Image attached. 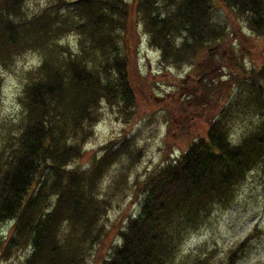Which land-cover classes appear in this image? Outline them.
I'll use <instances>...</instances> for the list:
<instances>
[{"label":"trees","instance_id":"trees-1","mask_svg":"<svg viewBox=\"0 0 264 264\" xmlns=\"http://www.w3.org/2000/svg\"><path fill=\"white\" fill-rule=\"evenodd\" d=\"M217 1L48 0L28 13L25 0H0V69L26 50L41 55L18 96V130L0 142V229L6 225V233L0 230V260L18 250L26 251L22 264H86L106 234L111 208L113 191L100 193V183L115 161L123 157L129 168L141 150L123 136L104 142L89 165L71 163L92 136L102 100L125 112L136 100L134 28L143 30L160 65H190L199 77L215 69L219 76L226 63L209 49L226 34L218 4L264 39V0ZM68 32L76 34L75 49L59 40ZM201 51L209 58L198 65L194 59ZM228 63L236 72L218 84L224 93L231 83L233 92L226 93L202 135L145 175L137 212L127 214L118 242L110 243L98 264H179L182 240L214 208L232 202L249 171L264 174V59L249 68ZM213 79H203L195 106L210 100ZM246 111L254 119L231 139V120ZM253 234L233 243L222 261L196 253L188 264H235Z\"/></svg>","mask_w":264,"mask_h":264},{"label":"rangeland","instance_id":"rangeland-1","mask_svg":"<svg viewBox=\"0 0 264 264\" xmlns=\"http://www.w3.org/2000/svg\"><path fill=\"white\" fill-rule=\"evenodd\" d=\"M46 1L25 0V9L28 13L34 12ZM216 11L226 26V34L218 45L209 48L210 55L226 63L221 69L223 74L219 76L215 75V69L199 77L196 68L190 65L183 64L180 68L160 65L157 50L147 44L143 30L139 25L134 28V41L130 44L136 100L126 112L121 111L115 103L110 105L102 100L98 119L92 126V136L83 142L80 158L73 159L71 163L81 168L89 165L93 154L98 156L101 153L98 148L104 142L123 136L132 138L133 147L141 150L129 168L122 165L125 158L115 161L100 183V193L113 191L111 208H108L104 222L106 234L93 246L86 264H98L100 258L111 249L110 243L118 242L117 229L122 226L127 214H135L140 206L143 196L140 194V183L145 175L155 166L163 164L166 155L175 156L185 149L188 142L206 131L207 120L220 110L227 99L226 93L233 92L231 83L226 85L224 93L218 84L229 78V72H236L237 66L228 62L236 60L249 68L263 61L264 39L251 33L221 3ZM59 40L72 49L77 45L75 33L68 32ZM40 56L38 51L26 50L22 54H15V58L0 69V142L8 137L9 132L18 130L22 119L18 96L29 73L35 71ZM195 58L194 62L199 65L209 55L201 51ZM208 77L214 78L216 87L210 94V100L201 107L195 106L197 92L202 90V81ZM152 97L160 100L157 102ZM253 119L249 111L235 116L230 123L231 139L237 140L239 133L246 130L247 123ZM119 173L122 180L118 177ZM116 177L118 182L114 183ZM236 190L229 205L214 208L205 224L182 240L177 257L179 264H188L196 253L206 254L214 263L222 261L227 249L233 243H239L251 231L254 234L235 264H264V174L260 169L249 171L245 181L239 183ZM1 228L6 233V225ZM25 253L18 250L12 252L1 259L0 264H22Z\"/></svg>","mask_w":264,"mask_h":264}]
</instances>
